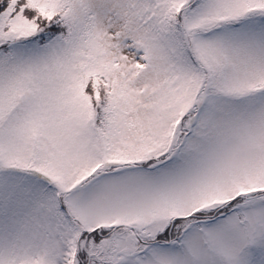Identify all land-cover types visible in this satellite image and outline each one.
<instances>
[{
  "label": "snow or ice",
  "instance_id": "obj_1",
  "mask_svg": "<svg viewBox=\"0 0 264 264\" xmlns=\"http://www.w3.org/2000/svg\"><path fill=\"white\" fill-rule=\"evenodd\" d=\"M0 264H264V0H0Z\"/></svg>",
  "mask_w": 264,
  "mask_h": 264
}]
</instances>
